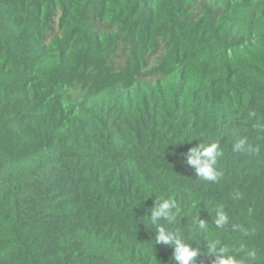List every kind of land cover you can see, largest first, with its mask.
Masks as SVG:
<instances>
[{
	"label": "trees",
	"instance_id": "obj_1",
	"mask_svg": "<svg viewBox=\"0 0 264 264\" xmlns=\"http://www.w3.org/2000/svg\"><path fill=\"white\" fill-rule=\"evenodd\" d=\"M200 133L215 182L182 155ZM157 196L192 264H264V0H0V264H169Z\"/></svg>",
	"mask_w": 264,
	"mask_h": 264
},
{
	"label": "clouds",
	"instance_id": "obj_2",
	"mask_svg": "<svg viewBox=\"0 0 264 264\" xmlns=\"http://www.w3.org/2000/svg\"><path fill=\"white\" fill-rule=\"evenodd\" d=\"M249 118L255 116L254 112H249ZM190 142L196 139L198 143L189 148L184 155L186 162L191 166L195 174L205 181L215 182L218 178L219 172L217 170V162L220 156L223 155L218 142H210L211 135L200 133L198 135L185 136ZM185 139V138H184ZM168 142L164 146V151L169 144H180ZM247 144L246 138H239L234 148L239 149ZM149 196L148 198H150ZM145 215L150 225L149 230L154 233L155 243L160 245H167L173 249L169 264L175 261L176 264H192L195 258L200 254L199 248L191 247L185 238L182 237L178 229L172 230L168 227L179 211L175 206V201L171 196H157L152 205L145 209ZM229 221V216L222 208H218L214 218L215 224L219 228H223ZM200 227H204L201 222ZM238 231H244L237 226ZM246 234V233H245ZM206 255L215 258V264H255L256 253L252 249H246L243 244L238 247H231L229 245L219 246V241H211L208 244Z\"/></svg>",
	"mask_w": 264,
	"mask_h": 264
}]
</instances>
